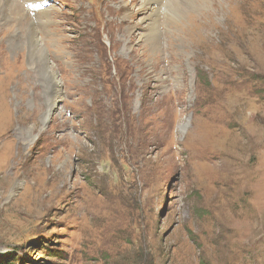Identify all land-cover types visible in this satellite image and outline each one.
Listing matches in <instances>:
<instances>
[{
    "label": "rangeland",
    "instance_id": "obj_1",
    "mask_svg": "<svg viewBox=\"0 0 264 264\" xmlns=\"http://www.w3.org/2000/svg\"><path fill=\"white\" fill-rule=\"evenodd\" d=\"M10 1L0 264H264V0Z\"/></svg>",
    "mask_w": 264,
    "mask_h": 264
},
{
    "label": "bare ground",
    "instance_id": "obj_2",
    "mask_svg": "<svg viewBox=\"0 0 264 264\" xmlns=\"http://www.w3.org/2000/svg\"><path fill=\"white\" fill-rule=\"evenodd\" d=\"M149 1V0H148ZM18 11L17 7L12 3V1L5 0V4L3 2H0V18H5V16L12 17L11 14H15L14 11ZM153 15V14H152ZM8 18V17H7ZM5 20V19H4ZM155 21V20H154ZM23 23V22H22ZM33 30V29H32ZM170 31V30H169ZM156 35V33H155ZM38 39V38H37ZM156 46V45H155Z\"/></svg>",
    "mask_w": 264,
    "mask_h": 264
},
{
    "label": "trees",
    "instance_id": "obj_3",
    "mask_svg": "<svg viewBox=\"0 0 264 264\" xmlns=\"http://www.w3.org/2000/svg\"><path fill=\"white\" fill-rule=\"evenodd\" d=\"M207 80V79H206ZM210 85V84H209Z\"/></svg>",
    "mask_w": 264,
    "mask_h": 264
}]
</instances>
